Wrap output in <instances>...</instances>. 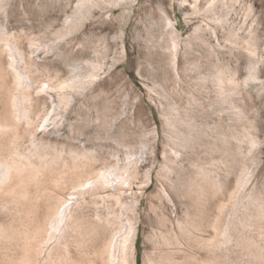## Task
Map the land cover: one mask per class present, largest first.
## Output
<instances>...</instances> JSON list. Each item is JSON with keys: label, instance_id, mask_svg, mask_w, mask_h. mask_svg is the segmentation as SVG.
<instances>
[{"label": "rangeland", "instance_id": "rangeland-1", "mask_svg": "<svg viewBox=\"0 0 264 264\" xmlns=\"http://www.w3.org/2000/svg\"><path fill=\"white\" fill-rule=\"evenodd\" d=\"M210 1L0 0V125L12 120L16 95L26 91L30 100L19 101L28 106L29 121L0 132V157L28 155L33 141L46 143L48 155L58 149L94 148L98 160L81 177L114 167L115 173L131 176L122 187L117 179L100 191L107 200L85 195L78 214L83 221L112 211L120 221L86 241L71 240V264H95L94 252L102 250L111 234L117 239L124 234L129 221L135 228L129 264H264V219L255 218L260 224L251 223L248 232L239 223L246 213L251 218L250 211L256 212L249 198L264 201V0H215L224 23L212 22L218 16L206 13ZM168 19L179 42V77L170 65ZM196 26L201 33H195ZM245 42L256 44V58L248 56ZM249 61L259 63L257 79L234 95L238 114H232L208 78L210 62L235 69L243 81ZM21 73L24 85L30 84L24 91L17 84ZM65 83L71 86L61 89ZM244 128L255 140L250 152L246 143L235 140L231 150L223 148L229 156L219 152V133L239 136ZM172 147L181 149L178 158ZM59 167L28 185L27 201L0 191V264H18L20 242L10 236L33 222L43 227L45 199L69 200L76 192L73 184H54L64 170ZM201 168L210 169L214 179L202 180ZM243 171L247 174L240 186ZM111 195L120 196L121 204L108 199ZM185 217L192 233L178 231L177 222ZM225 225L229 242L214 235V227ZM169 231L179 233L178 245L167 244L172 241ZM49 246L31 264H44Z\"/></svg>", "mask_w": 264, "mask_h": 264}, {"label": "bare ground", "instance_id": "bare-ground-1", "mask_svg": "<svg viewBox=\"0 0 264 264\" xmlns=\"http://www.w3.org/2000/svg\"><path fill=\"white\" fill-rule=\"evenodd\" d=\"M86 1L87 0H82V2H84V3ZM220 1L223 2L222 0H220ZM220 1H218V3ZM115 2H117V1H115ZM85 4H87V3H85ZM216 5H217V2L215 3V0H211L208 8L206 9V13H208V12L212 13V14L214 13V16L215 15L218 16L219 14L216 12V9H217ZM226 6H228V5H226ZM228 7L230 8V6H228ZM196 9H197L196 11H198V12L201 11L200 8H196ZM204 12H205V10H204ZM217 20L221 23H224L222 16H218L217 19L215 17V20H212V22L214 21V23H215ZM166 24H167V22H166ZM168 25L171 26L170 27L171 29L169 30V36L170 37H169L168 44H167L168 50L170 52V63H171L170 65L172 66V69L175 72V75L178 76V71H179L178 70L179 42L177 40L178 37L176 34L175 27H174L172 21L169 19H168ZM215 25H217V24H215ZM165 27H167V26H165ZM210 31L212 32V30H210ZM201 32H202L201 26H196L195 33H201ZM230 37L232 38L233 36H230ZM198 38L201 39V36H199ZM233 38L229 40V42L231 44L234 42ZM245 43H247V45L244 48L247 50L248 56L256 58L257 57L256 56L257 55L256 44L255 43L252 44V42H251L252 45L255 44L254 46H252L251 44H249V42H245ZM235 45H237V44H235ZM212 49H213V47H211V49H209V51H208V58L207 59H209V60L212 58V56L214 54V51ZM17 53H18V50H17ZM186 53H188V52H186ZM253 61H254V59H253ZM253 61L252 62L249 61L248 66H247L248 75L243 81L238 80L237 72L235 69L223 67L219 64H216V62H213V63L210 62L212 64V69H210L211 71L208 75V78H210V80L215 84L214 86H216V88H218L219 97L221 98V100L223 102L228 103V105H229L228 109L232 112V114L237 113L236 112L237 106L235 105V102H234L235 99H233L234 95H236L239 91L244 90L247 86H249L250 82L257 79V77H256V75H258L257 74V72H258L257 66L259 63L257 62L258 63L257 64V63H254ZM195 64H197V63H195ZM92 68H94V67H92ZM196 68H197V66H196ZM17 76H18L17 84L24 91L25 89H27L29 87L30 84L24 85V82L22 80V73L17 74ZM91 76L92 75L90 74V76L85 77V79H88ZM204 76H205V74H204ZM204 78L208 80V78H206V77H204ZM70 86L71 85L69 83H65V84L61 85L60 88L66 89V88H69ZM16 96H18V97H16ZM16 96L14 99V105H13L14 110L12 112V120L9 122L2 123L0 125V132H2V133H6V132L9 133L10 131H13L14 129H16V127L19 125V123L21 121L27 122L30 119V111H29L28 106L26 107V105L23 103L22 104L25 106H23L22 104L20 106V103H19V101L21 100L22 102L28 104L30 102L29 95L25 91V92H22V94L20 96H19V94ZM66 101H67V99L63 98V102H66ZM175 111H178V110H175ZM231 118H232V116H231ZM245 128H244V130L247 129V128L246 129ZM240 134L241 135L238 134L239 136H236L233 133V131H230V134L227 137L226 136L222 137L221 133H219L215 138L216 141L221 142V145H220L221 147L219 146L220 148H218L219 152L221 150H223V148H225V147H227L226 148L227 150H229V149L231 150V147L228 148V146L231 144V141H234V140L238 141L240 143L241 142L246 143V145L249 149L248 151L250 152V150H252L251 148H253V146L255 145V140L253 139V137H250L248 130H246L245 133H240ZM177 138H179L178 135H177ZM213 146H215V144ZM31 147H32V149H30L31 151L29 152L28 155H25V156H22L19 158H16V157L7 158L8 156L6 158L0 157V191H2L4 194L8 193L9 195H11L12 197H14L18 200H26L27 198L31 197L30 193H29L30 191H28V189H29L28 185L30 183H32L33 181L35 182V180L37 181V178L39 176L44 177V173L49 168L55 167V166L59 167L62 165L63 166L62 169L64 168L63 173L61 171V174L59 177H57L56 179L54 177V180H53L54 184L60 185V186H63L64 184H67V183L73 184L74 188L76 189V192H74L72 195H70L69 200H63L61 198L48 200V201H46V199H45V201L43 200L44 202H46L45 205H46V209H47L46 215H45V223H43L45 226L43 225V227L41 228V226L37 222H33L32 224H30V226L25 231L20 230V232L19 231L17 233L15 232L16 233L15 235L10 236V237L15 238L17 240V242H20V244H19L20 252L17 255L19 261H18V259H16V260L18 261V264H31V262L33 260H36V262H37V259H35V258L38 255H41L44 253L43 247L46 248L50 244V246H49L50 248L47 249V252H45V254L42 258V261L44 264H71L70 262H71L72 257L70 258L71 255H70V244H69L71 240H74L75 242H77L78 238H81L80 240L86 241V240H88L86 238H88L91 235L93 236L95 232L97 233L99 231H107L109 228H111L113 226L116 227V225L119 224V221H120L119 216L112 210H111L112 212H109L108 215L104 218H101L98 216L93 221H83V219L78 214L80 212V209L83 208L84 204L86 203L85 202V195L90 193V194L96 196L99 194L100 191L106 189V187L108 185H110L112 182H115V180H117V179L119 180L117 185L119 187H122L124 183H126V182L128 183L130 181L129 179L131 178V176H128V175L122 176L121 174L119 175L118 173H115L116 169L114 167V171L112 169H107L105 171L98 172L96 175H94V177L89 176V178H86V179H84L83 175H82L83 177H81L80 175L84 173V172L83 173H81V172L84 171V169H87V167H90L91 165L93 166V164L98 160L97 156L95 154V151L93 150L94 148L93 149L83 148L80 150L73 149L70 151L58 149V150L53 151L52 155H48V153H46V151H45V150L49 149L48 145L46 143L33 141L31 143ZM182 147L183 146H181V148ZM217 147H216V149H217ZM226 149L221 151L224 155L227 152H230V151H225ZM170 152H173V154L175 155V158H178L181 155V149L179 151L178 149H176V147L173 148ZM65 154L67 156L66 159L63 158V156ZM230 154H232V153H230ZM226 155L229 156V154H226ZM170 158H169V160H170ZM233 158L234 157H232V159ZM227 163H229V162L227 161ZM172 166H173V164H172ZM59 169H60V167H59ZM164 170H165L164 171L165 175L167 177H169L171 168L167 166ZM209 170L206 168H201V171L199 170L200 171V173H199L200 177L205 182L210 180V179L212 180V178H213L212 174L210 176L211 170H210V173H209ZM55 171H56V169H55ZM79 173H81V174H79ZM246 174H247V172L243 171L241 179L240 180L238 179L239 180L238 185L244 186L243 183H245L244 177L246 176ZM55 176H57V173H55ZM111 177H113V178H111ZM50 182H51V180H50ZM215 183H216V181H215ZM39 184H40V182H39ZM241 184H243V185H241ZM206 186L207 185H205L204 187H206ZM210 187H213V186H210ZM217 187L218 186H215L214 190ZM40 189H42V188H40ZM198 189H200V188L198 187ZM37 190H38V188H37ZM44 190L46 192V189H44ZM194 191H195V189H194ZM2 192H1V194H3ZM164 192H165V195L169 198L170 196L167 195V192L163 191V193ZM200 193H201V191H200ZM200 193H197V195ZM235 194H236V192H235ZM44 195H42V196H44ZM230 197H232V196H230ZM35 198H36V196H35ZM99 198L102 199L103 201L107 200L106 198L100 197L98 195L97 199H99ZM109 198L110 199L112 198L114 200L115 204H117V205L121 204L120 196L111 195V196H108V199ZM245 199H246V197H245ZM249 199H248V201H250L252 203L251 205H253L256 208V212L253 213V212H251L253 210L250 211V213H252L251 214L252 217L254 216L253 217L254 219L259 218L260 220L263 221V219H264V207H263L264 204H263V202L264 201H262L261 198H254V197L249 198ZM34 202H35V200H34ZM44 202L41 205H44ZM93 204H95V202H93ZM240 207H241V205H240ZM234 208H235V206H234ZM251 208H253V207L251 206ZM244 210L243 211L246 213L247 210L245 208H244ZM34 214H36V213H34ZM246 215L247 216L250 215L249 212H248V214L246 213ZM186 217H187V215H186ZM186 217H185L186 221L183 219V221L180 222V220H178L179 222H177V227H178L179 233L188 234V233L193 232V231L191 232V230H190V223L187 221ZM246 217L244 219L242 218L243 220L240 219L241 221L239 222V223H241V228H242L241 230H243L244 232L247 231L246 228L251 227V225H252L251 223H253V225L254 224L256 225V223L259 222V221L256 222L257 219L254 220L252 217L250 218L248 216L249 219H248V217L247 218ZM250 219H252V220H250ZM32 220L34 221V219H32ZM252 221H255V222H252ZM132 222L133 221L128 222V227H127L126 232L124 234H120V237L118 239L116 238V234H111L109 239L104 244L102 250L94 252V255H95L94 263L95 264H100V262H102L101 264H115L116 261H118L119 264H129V260L131 262H133V259H134L133 242H134L135 228H134V225ZM162 222H164V220H162ZM165 222H167V219L165 220ZM168 222H169V220H168ZM191 222H193V221H191ZM229 223L230 222H228V224ZM122 224H121V226H122ZM165 224H163V225L165 226ZM259 224L257 223V225H259ZM239 226H240V224H239ZM196 227L195 228L193 227V228L196 229ZM223 227L224 228H217V226L214 227L213 228L214 229V235L217 239L223 238V240H226V241L228 240V242H229L230 238H232L229 236V232H228L230 229H228V227L226 225ZM230 227H231V225H230ZM237 228L239 230V227H237ZM165 229H166V227H165ZM197 229H199V228H197ZM170 231H169V233H170ZM119 232H121V231H119ZM166 232H168L167 229H166ZM179 233L172 231V234L170 233L171 234L170 237L172 236V241L169 238L167 241V244L168 245H174V244L178 245L179 240H177V237H178ZM190 235H192V234H190ZM182 238H184V237H182ZM174 239H175V241H174ZM217 242H219V241L217 240ZM253 242H254V240H253ZM164 245H165V243H164ZM258 247H259V245H258ZM254 250H257V249H254ZM116 253H118V256H116ZM255 257H257V256H255ZM97 260L99 263L97 262ZM99 260H101V261H99ZM263 262H264V260H263Z\"/></svg>", "mask_w": 264, "mask_h": 264}]
</instances>
